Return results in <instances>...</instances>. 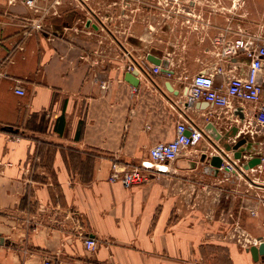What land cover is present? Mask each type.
Segmentation results:
<instances>
[{"label": "crops", "instance_id": "obj_1", "mask_svg": "<svg viewBox=\"0 0 264 264\" xmlns=\"http://www.w3.org/2000/svg\"><path fill=\"white\" fill-rule=\"evenodd\" d=\"M111 1L0 0V264H264L250 251L264 236V160L218 170L197 143L144 184L109 179L113 162L140 164L183 118L205 137L228 130L231 112L193 99L183 77L210 70L222 39L263 41L264 0L190 2L184 24L128 0L118 21ZM233 62L243 74L250 60ZM234 113L255 123L251 103Z\"/></svg>", "mask_w": 264, "mask_h": 264}, {"label": "built area", "instance_id": "obj_2", "mask_svg": "<svg viewBox=\"0 0 264 264\" xmlns=\"http://www.w3.org/2000/svg\"><path fill=\"white\" fill-rule=\"evenodd\" d=\"M24 1L28 6L35 5V0ZM221 45L219 61L215 62L210 70H201L191 77L187 86L189 95L195 100L206 101L213 107L230 111L232 116L228 119L230 122L234 115L238 116L234 113L237 105H242L244 102L251 103L255 108V124L264 127V77H262L264 40L259 42L251 37L239 36L222 39ZM239 56H245L250 60L243 74L238 73L239 66L233 62V59ZM127 68L130 71L136 69L132 65H128ZM162 70L163 67L158 64L152 68L154 73L162 72ZM166 73L171 75V72ZM101 85L107 88L109 82L102 80ZM16 91L21 95L25 94V90L21 87ZM205 136V131L198 124L183 118L177 122L175 137L170 141L158 142L151 146L148 158L142 160L140 164L123 169L117 162H113L109 179L113 182L120 181L125 186H133L167 174L171 172L173 162L185 150L205 139ZM222 156L225 161L221 169H235V166L239 165L235 159L228 158V154ZM84 245L87 250L94 251L98 241L88 236L84 239ZM45 264L54 263L47 260Z\"/></svg>", "mask_w": 264, "mask_h": 264}, {"label": "rangeland", "instance_id": "obj_3", "mask_svg": "<svg viewBox=\"0 0 264 264\" xmlns=\"http://www.w3.org/2000/svg\"><path fill=\"white\" fill-rule=\"evenodd\" d=\"M126 0H112L111 4H113L112 9L116 20H120L121 16V6L125 4ZM205 0H128V5H132L135 2L143 5V13L151 18L153 21H160L161 23L167 24L176 23V24H184L191 12L186 9V5L192 2L198 4ZM213 2H218V0H211ZM150 6V7H149ZM120 8V10H119ZM150 8L151 11H148ZM124 10V9H123ZM141 12V11H140ZM193 18H200L199 12L193 14ZM168 36L169 38H177L182 36V34H178L177 37ZM182 38V37H181ZM193 61V60H192ZM192 77V76H191ZM190 76L185 75L183 77L185 84L189 85ZM241 109V107H239ZM224 126L228 129L224 134H220L218 129L215 127V132L213 133L214 138L210 139L209 137H205V139L201 140L200 143L197 144L199 150L206 152V154H211L213 152H217L216 146L213 142L218 144L219 146H223L227 151L230 152V155L233 159L237 161V163L241 166L244 162H246L252 156H261L264 160V127L257 126L250 119L247 120L246 115L240 113V116L234 115L232 122L226 121L224 119ZM218 131V132H217ZM245 140L246 142H242ZM241 142L238 148H235V145ZM203 162H207L203 161ZM250 170V169H249ZM249 176L252 178L260 177L258 172L249 171ZM262 178L264 177V173H260ZM243 180L248 179L247 176L242 175Z\"/></svg>", "mask_w": 264, "mask_h": 264}, {"label": "water", "instance_id": "obj_4", "mask_svg": "<svg viewBox=\"0 0 264 264\" xmlns=\"http://www.w3.org/2000/svg\"><path fill=\"white\" fill-rule=\"evenodd\" d=\"M148 60L154 64L161 65L163 67L164 72H171V73L173 72L172 70H170L168 68V60L167 59H163V58H160V57L155 56L153 54H149ZM137 73H138V70L133 69L132 71H129L126 74V79L135 86H137L139 83V80L137 78ZM242 142H244V140ZM213 143L216 146V148H218L217 150L220 154L214 153L210 157H208L207 154H205L203 156V159H204V161L207 160V162H209V164L212 167H215L216 169L219 170V168H221V166L223 165V163L225 161L222 155H227V154L225 153L224 150H222V148L218 144H216L215 142H213ZM240 144H241V142L236 144L235 148H238ZM261 163H262V157L257 155V156H252L246 162H244L242 165H243V168L245 170H249L251 168L257 167ZM243 168H241V169L243 170ZM258 240L260 241L259 245H252L250 247V251H251L253 258L255 260H258L260 256L264 257V236H259Z\"/></svg>", "mask_w": 264, "mask_h": 264}, {"label": "bare ground", "instance_id": "obj_5", "mask_svg": "<svg viewBox=\"0 0 264 264\" xmlns=\"http://www.w3.org/2000/svg\"><path fill=\"white\" fill-rule=\"evenodd\" d=\"M207 137H209L210 139H213V137H211L208 133H207ZM207 156H208V154H207ZM262 162H263V160H262ZM242 168H243V166H241ZM243 170H244V168H243Z\"/></svg>", "mask_w": 264, "mask_h": 264}, {"label": "flooded vegetation", "instance_id": "obj_6", "mask_svg": "<svg viewBox=\"0 0 264 264\" xmlns=\"http://www.w3.org/2000/svg\"><path fill=\"white\" fill-rule=\"evenodd\" d=\"M246 141L244 140V143H245Z\"/></svg>", "mask_w": 264, "mask_h": 264}]
</instances>
